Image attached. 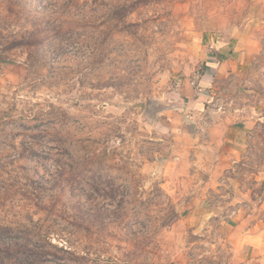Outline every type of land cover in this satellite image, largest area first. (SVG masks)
<instances>
[{
    "label": "rangeland",
    "instance_id": "obj_1",
    "mask_svg": "<svg viewBox=\"0 0 264 264\" xmlns=\"http://www.w3.org/2000/svg\"><path fill=\"white\" fill-rule=\"evenodd\" d=\"M256 19L264 40V0H0V264H253L184 222L212 160L171 125L209 40ZM226 84L218 114H264V50Z\"/></svg>",
    "mask_w": 264,
    "mask_h": 264
},
{
    "label": "crops",
    "instance_id": "obj_2",
    "mask_svg": "<svg viewBox=\"0 0 264 264\" xmlns=\"http://www.w3.org/2000/svg\"><path fill=\"white\" fill-rule=\"evenodd\" d=\"M258 24H261L260 19L235 27L220 39L209 40L202 53L199 90L192 86L186 88L182 113L173 117L171 126L182 136L180 140L184 144L194 146L196 143L197 148L206 153L204 156L210 155L212 160L211 170H208L212 179L210 187L188 202L183 218L187 227L199 233L211 231L227 235L238 257H251L253 264H264V175H261L264 168H255L260 174L256 179L261 180L263 190L259 182L252 191L247 185V189L240 188L238 177L233 173L238 169L240 157L248 155L249 145L254 142L252 137L263 132L264 139V114L257 118L246 115L230 118L210 107H220L218 100L213 101L214 89L222 84L226 86L233 76L245 74L262 55L264 40L259 31H255L260 28ZM208 108L212 110L206 115Z\"/></svg>",
    "mask_w": 264,
    "mask_h": 264
},
{
    "label": "built area",
    "instance_id": "obj_3",
    "mask_svg": "<svg viewBox=\"0 0 264 264\" xmlns=\"http://www.w3.org/2000/svg\"><path fill=\"white\" fill-rule=\"evenodd\" d=\"M199 80H200V74L199 72L195 74L193 84L196 90H199Z\"/></svg>",
    "mask_w": 264,
    "mask_h": 264
},
{
    "label": "water",
    "instance_id": "obj_4",
    "mask_svg": "<svg viewBox=\"0 0 264 264\" xmlns=\"http://www.w3.org/2000/svg\"><path fill=\"white\" fill-rule=\"evenodd\" d=\"M211 110H212V109L208 108V109L206 110V115H209V113H210Z\"/></svg>",
    "mask_w": 264,
    "mask_h": 264
}]
</instances>
